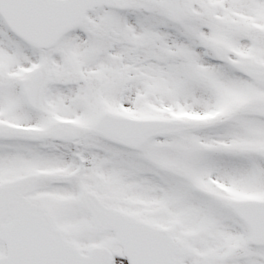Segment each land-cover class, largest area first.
<instances>
[{
    "label": "snow or ice",
    "instance_id": "obj_1",
    "mask_svg": "<svg viewBox=\"0 0 264 264\" xmlns=\"http://www.w3.org/2000/svg\"><path fill=\"white\" fill-rule=\"evenodd\" d=\"M0 264H264V0H0Z\"/></svg>",
    "mask_w": 264,
    "mask_h": 264
}]
</instances>
